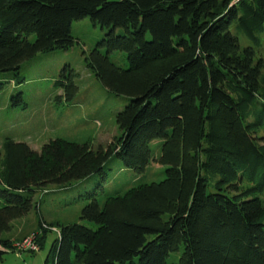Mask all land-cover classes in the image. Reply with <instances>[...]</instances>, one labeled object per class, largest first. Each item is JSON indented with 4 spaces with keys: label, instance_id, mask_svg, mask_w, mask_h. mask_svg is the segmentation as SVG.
I'll use <instances>...</instances> for the list:
<instances>
[{
    "label": "trees",
    "instance_id": "trees-1",
    "mask_svg": "<svg viewBox=\"0 0 264 264\" xmlns=\"http://www.w3.org/2000/svg\"><path fill=\"white\" fill-rule=\"evenodd\" d=\"M85 17L105 29L86 66L130 98L120 134L97 149L3 139L0 264L15 248L4 233L33 209L36 187L103 180L111 158L141 173L157 139L166 177L103 203L91 194L81 217L95 226L58 222L45 264H264V0H0V75L22 83L26 61L78 43L72 24ZM116 50L127 68L111 60ZM76 75L64 68L56 81L67 100Z\"/></svg>",
    "mask_w": 264,
    "mask_h": 264
},
{
    "label": "rangeland",
    "instance_id": "rangeland-1",
    "mask_svg": "<svg viewBox=\"0 0 264 264\" xmlns=\"http://www.w3.org/2000/svg\"><path fill=\"white\" fill-rule=\"evenodd\" d=\"M72 30L78 43L68 50L40 53L26 61L20 71L25 79L22 83H17L12 74L0 75L6 80L4 89L0 91V143L8 136L40 151L50 140L64 138L89 143L97 149L99 146L107 147L120 134L116 116L130 98L112 93L85 62V55L103 38L105 29L95 24L90 17H85L74 20ZM238 35L242 43L246 44L244 36ZM102 51L107 53L105 48ZM261 55L264 57V46ZM110 57L117 66L128 67L126 52L116 50ZM64 68L73 69L77 74L74 79L78 91L72 100H67L64 89L56 84ZM19 91L23 93L22 100L14 103L12 96ZM260 135L264 136V131ZM162 143L163 139L152 142V160L141 173L126 167L122 160L111 158L103 180L99 174H95L69 185L50 183L36 187L33 209L26 216L15 220L13 228L6 231L4 236L9 239L18 236L20 242L25 231L31 232L26 237L39 231V238L45 236L44 243L41 246L38 239L39 249L31 252L19 249L17 242L14 249L4 253L1 264H45L58 238L57 232L50 228L59 229L58 222L94 227L93 222L81 217L83 207L92 200L91 194L103 203L110 195L124 194L134 185L162 181L166 177L167 166L156 161L161 155ZM42 217L48 221L49 229L40 227L38 220ZM179 256L180 253L173 255L170 261H178Z\"/></svg>",
    "mask_w": 264,
    "mask_h": 264
},
{
    "label": "built area",
    "instance_id": "built-area-1",
    "mask_svg": "<svg viewBox=\"0 0 264 264\" xmlns=\"http://www.w3.org/2000/svg\"><path fill=\"white\" fill-rule=\"evenodd\" d=\"M49 228H50L49 224H47L46 222H43L42 229L44 230V229H49ZM50 229L55 230L54 232H57L58 235L60 234V230L58 228L51 227ZM39 237H40V232L39 231L34 232L30 236L18 242L16 246H18L19 249H25V250L27 249V250H32V251L38 250L39 248H38L37 240L39 239Z\"/></svg>",
    "mask_w": 264,
    "mask_h": 264
},
{
    "label": "crops",
    "instance_id": "crops-1",
    "mask_svg": "<svg viewBox=\"0 0 264 264\" xmlns=\"http://www.w3.org/2000/svg\"><path fill=\"white\" fill-rule=\"evenodd\" d=\"M42 220H44V221H46V222H48L46 219H44V217H42L41 218ZM40 220V219H39ZM38 220V221H39ZM31 232H28V231H25L24 232V234H23V236H22V238L20 239V241H22L28 234H30ZM10 239H12L15 243H17V242H19V240H18V236L17 237H13V238H10Z\"/></svg>",
    "mask_w": 264,
    "mask_h": 264
}]
</instances>
